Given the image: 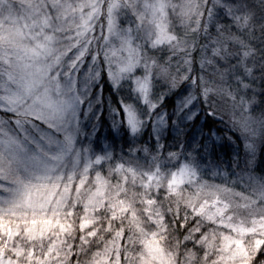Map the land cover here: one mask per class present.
I'll return each mask as SVG.
<instances>
[{
	"label": "snow or ice",
	"instance_id": "1",
	"mask_svg": "<svg viewBox=\"0 0 264 264\" xmlns=\"http://www.w3.org/2000/svg\"><path fill=\"white\" fill-rule=\"evenodd\" d=\"M0 264H264V0H0Z\"/></svg>",
	"mask_w": 264,
	"mask_h": 264
}]
</instances>
